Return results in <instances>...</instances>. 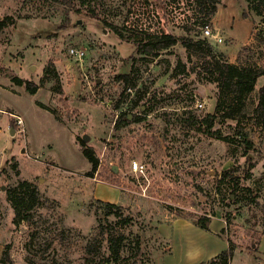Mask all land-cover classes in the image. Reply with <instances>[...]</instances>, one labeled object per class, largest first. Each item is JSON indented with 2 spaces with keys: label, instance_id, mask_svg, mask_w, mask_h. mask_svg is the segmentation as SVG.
Here are the masks:
<instances>
[{
  "label": "rangeland",
  "instance_id": "374dc122",
  "mask_svg": "<svg viewBox=\"0 0 264 264\" xmlns=\"http://www.w3.org/2000/svg\"><path fill=\"white\" fill-rule=\"evenodd\" d=\"M214 1L0 0V18L14 17L0 31V258L9 244L15 264H213L231 241L227 264H264V75L238 118L224 117L238 102L181 41L204 38L208 23L225 59L262 65L264 1L219 0L210 16ZM166 33L177 44L138 51ZM122 111L133 119L118 127ZM217 111L208 131L203 118ZM79 138L99 158L94 173ZM230 167L252 174L243 189L220 181ZM10 189H34L37 201L16 211ZM97 199L124 213L104 216Z\"/></svg>",
  "mask_w": 264,
  "mask_h": 264
},
{
  "label": "trees",
  "instance_id": "16d2710c",
  "mask_svg": "<svg viewBox=\"0 0 264 264\" xmlns=\"http://www.w3.org/2000/svg\"><path fill=\"white\" fill-rule=\"evenodd\" d=\"M62 3H69L73 5V0H55ZM264 1V0H262ZM214 5L209 13L210 16L214 15L218 9V3L219 0L214 1ZM259 8V6H257ZM94 13V12H93ZM14 22V17L12 15H7L3 18H0V31L3 30L7 25ZM104 23L107 26H110L112 29L118 32V29L116 26H113L108 21H104ZM179 37H177L174 34L166 33L162 36H150L147 40H140L138 42V51L145 55H152V56H158L161 51L166 50L179 41ZM182 44L195 56H197L199 59L202 60L204 67L203 70L206 73H209L210 76H208L211 80L215 81L217 83V86L223 94H227L232 97L233 103H237L236 105L231 107V110H227L226 112H223L224 117H232V118H238L237 114L241 110L239 103H243V98L250 92L254 91L256 87L257 80L260 76L264 75V64L259 66H246V65H240L237 63H233L225 59V56L222 52L218 51L214 46L208 42L205 38H194L192 36H182L181 37ZM120 77H123L126 79L127 83H130V75L129 74H123ZM16 82L18 84H25L29 92L36 93L39 84L36 82H33L31 80H23L22 78H15ZM259 101L255 108V117L256 119L264 123V84L259 88ZM119 104H116V107H118ZM127 115V117L125 116ZM132 114H128L126 111L121 112V116L118 122V127L125 123H129L133 118L130 117ZM123 117H126L123 119ZM137 117V116H136ZM219 117L218 111L215 113H209L207 114L203 119L207 123V130L210 131V129L213 126V123L215 119ZM139 118V116H138ZM80 145L83 149L84 154L88 157L90 162L92 163V173L97 170L99 166V158L95 155L94 148L90 145H87L85 140L83 138H79ZM248 155V152H247ZM253 166L254 164H250ZM252 174L250 172H247L245 175L242 176V173L239 171L238 167H230L228 169H225L221 174V182H228L232 183L233 190H240L242 178L250 179ZM24 185V184H23ZM244 189L248 191H252L250 187H245ZM8 197L9 200L12 202V205L16 211L19 210L20 207L25 206L24 199L29 197L30 203L29 206L35 204L37 201V194L32 190V192L28 193V191H24L18 193L16 192V189L12 190L10 189L8 191ZM96 202L99 204V208L102 209L104 216L108 217L110 215L120 216L122 213H124V206L119 203L97 199ZM29 218V215L26 216ZM177 217L181 218H188L191 219L193 217L192 214H183L178 213ZM131 217H127L125 221L128 223L131 222ZM209 217L204 216L196 220V223L204 228V229H210L208 225ZM102 234L108 233L105 227H102L101 230ZM112 236L109 237V240L112 241ZM117 242V240H116ZM234 244L233 242L229 241V247L222 252H220L217 256H215L211 262L213 264H227L228 261L233 257L234 254ZM0 261L5 264H15L13 261L11 255H10V245L6 244L2 254ZM220 261V262H219ZM203 264V263H202Z\"/></svg>",
  "mask_w": 264,
  "mask_h": 264
},
{
  "label": "built area",
  "instance_id": "2783aa9c",
  "mask_svg": "<svg viewBox=\"0 0 264 264\" xmlns=\"http://www.w3.org/2000/svg\"><path fill=\"white\" fill-rule=\"evenodd\" d=\"M202 31H203L204 38H206V37H208V38L217 37V35L213 33V30H212L210 24H208V23L203 27ZM218 39L221 40V37H219ZM70 54L77 57V58H82L85 54V50L82 48H77V47L73 46L70 48ZM203 105L204 104H202V103L200 104V106H203ZM20 119L21 118L19 117V121H20Z\"/></svg>",
  "mask_w": 264,
  "mask_h": 264
},
{
  "label": "crops",
  "instance_id": "0c3cea01",
  "mask_svg": "<svg viewBox=\"0 0 264 264\" xmlns=\"http://www.w3.org/2000/svg\"><path fill=\"white\" fill-rule=\"evenodd\" d=\"M178 219H180V218H178ZM1 249V248H0ZM172 251V250H171ZM0 253H1V250H0Z\"/></svg>",
  "mask_w": 264,
  "mask_h": 264
}]
</instances>
